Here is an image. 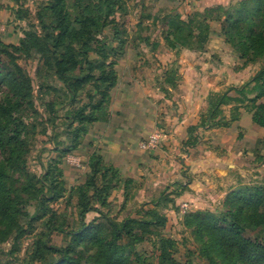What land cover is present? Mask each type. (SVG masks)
Masks as SVG:
<instances>
[{
    "label": "trees",
    "instance_id": "obj_1",
    "mask_svg": "<svg viewBox=\"0 0 264 264\" xmlns=\"http://www.w3.org/2000/svg\"><path fill=\"white\" fill-rule=\"evenodd\" d=\"M13 1L18 5V0ZM125 1L48 0L35 16L39 31L26 30L17 45L0 41V242H5L13 233L17 241L36 220L49 212L50 201L64 197L68 184L63 179L59 160L80 148L96 122L110 120L111 91L118 81L115 66L126 41L123 38L125 24L118 20L117 14L126 11ZM12 11L19 14L14 7ZM211 21L222 22L226 42L242 60L240 68L258 59L262 60L263 66L242 86L210 93L208 108L201 114L199 123L188 128L185 152L199 144L200 129L228 126L236 119L238 108L231 111L230 120L224 114L223 107L229 104L248 101L252 105L254 122L264 127V103H258L264 96V0H242L228 8L195 11L186 19L173 13L165 21L169 32L166 41L173 48L176 44L185 46L191 39L205 51L212 34ZM110 25L114 28L106 32ZM226 26L230 27V32ZM33 53L47 59L46 65L52 67L40 68L39 79L51 72L61 82L60 87L43 83L39 90L35 89L27 69L16 62L18 56L30 58ZM91 54H95V58ZM179 80L178 68L167 70L162 90L168 91L167 86L175 88ZM52 90L63 95L47 101ZM38 134L49 136L54 145L51 150L58 153L59 159L51 161L46 168L41 162L44 172L34 174L28 170L27 155ZM63 134H67V144L61 138ZM85 169L86 179L79 182L72 193L79 197L80 208L73 222L74 229L67 233L76 239L90 240L89 245L96 250L89 257L92 262L97 259L101 264H144L135 252V245L154 230H159L165 224L166 216L155 208L142 206L138 211L139 218L115 221L102 208L109 205L113 192L123 182L128 187L135 185L134 180L122 178L118 168L106 163L97 152L89 157ZM262 192L257 186L229 192L225 202V207H232L229 217L208 211L192 214L194 219L202 221V226L207 225L206 218H216L218 223L230 225L227 229L216 230L220 231L222 241H215L217 246L211 249L224 258L230 247L236 249L231 256L232 264H254L255 261L259 264L260 259L264 260L254 243L235 230V227L243 228L242 218L246 211L255 209ZM30 201L35 203L32 215L26 209ZM90 212L97 216L88 222ZM24 217L29 218L27 226L21 222ZM50 230L65 232L62 225L51 226ZM125 238H128L127 245L121 243ZM37 244L40 264H82L80 257L71 256L66 248L50 245L48 238L43 245ZM159 244L157 264H177L173 257L174 240L161 237ZM125 246L131 247L129 255L124 253ZM50 252L57 254L56 260H48Z\"/></svg>",
    "mask_w": 264,
    "mask_h": 264
},
{
    "label": "rangeland",
    "instance_id": "obj_2",
    "mask_svg": "<svg viewBox=\"0 0 264 264\" xmlns=\"http://www.w3.org/2000/svg\"><path fill=\"white\" fill-rule=\"evenodd\" d=\"M47 2L48 0H18V5H16L13 0H0V41L5 44H13L12 42L18 39V35L21 34L22 36L20 40L23 38L26 30L39 31V23L35 16L37 11L45 6ZM137 2V0H126V11L117 14L118 20L125 24L126 33L123 38H126V41L122 53L118 55L115 66L118 81L111 91L112 98L113 95H117L119 89L128 80L133 83L135 80L145 77L148 73L152 75L153 80L158 81L160 91L168 98L172 92L162 90V80L166 71L171 68H209L203 64L204 48L202 50L191 39L185 46L180 44H176L173 48L169 46L166 41L169 33L168 23L165 21L172 13L164 12L160 16L151 17L149 21L144 20V22L138 23V13L135 7ZM12 7L16 11L18 9L19 14L16 15L12 11ZM226 27L230 32V27ZM113 28L110 25L105 31L108 32ZM91 57L95 58V54H91ZM46 60L38 53H33L30 58L17 57L16 62L22 68H26L33 78L36 90H39V86L43 83L57 87L61 86V82L51 72L43 79H39L37 72L40 68H52L50 65H46ZM215 61L220 63L221 59H215ZM247 66L261 68L263 62L258 59ZM58 95L62 96L63 94L52 90L51 95H47L46 99L47 101L50 99L56 100ZM84 100L87 102L85 96ZM155 125V130L162 132L163 135L164 132H167L166 124L156 122ZM60 130H63V127ZM61 138L67 144V134H63ZM162 142L164 143V141ZM163 143L162 145H164ZM53 147L54 145L49 141L48 135H37L34 147L27 155L28 170L31 173L40 174L44 172L41 162L45 164L46 168L51 161L59 159L58 153L51 150ZM77 150L76 152L67 153L59 160L60 167L63 170V179L65 178L68 184L64 197L50 201L47 206L49 212L36 220L17 241L14 239L15 234L13 233L5 242H0V264H40L41 259L38 256L36 246L39 245L38 242L43 245L47 238L50 245L66 248L70 251L71 256L80 257L82 264H101L97 259H94V262L89 260V257L95 254L96 250L91 248L88 238L76 239L67 233L74 229L73 222L80 208L79 197L72 195V193L75 187L84 182L87 174L85 167L88 163V157L81 153L79 148ZM80 157H83L82 161ZM242 169L232 176L231 180H228L229 182L225 187L219 188L221 194L217 192L211 194L212 197L207 196L203 199L202 195L192 196L195 191L187 185H183L182 182H186L187 178L183 179L181 172H184V174L188 172V166L183 164L179 171L180 176L172 179L158 196L140 200L137 196L138 187L136 183L126 187L123 182L121 187L113 192L109 205L103 207L102 211L117 222H122L127 218H139L138 211L142 206H145L146 209L155 208L166 216V222L159 230H154L153 234L147 235L143 241L135 245V252L142 257L141 261L144 264H157L161 237L174 240L173 257L177 264H232L231 256L236 249L230 247L225 258L211 249L214 246L216 248L217 242L222 241L220 231L216 230L218 228L227 229L230 225L218 223L216 218H206L204 220L207 225L202 226V221L194 219L192 214L197 211H208L218 216L229 217V211L232 207H225L227 194L231 191H245L248 188L257 186L263 190L261 200L255 205V209L250 212L246 211L241 220L243 228L235 227V230H238L244 238L251 240L264 256V172L255 173L245 167ZM94 204L96 205V203ZM26 209L31 215L34 214V201H30ZM252 213L253 215H251ZM95 216H97L95 212L88 213L87 221H92ZM105 219L103 218V220ZM28 220L29 218L24 217L21 222L24 226H27ZM54 225H62L65 232H51L50 227ZM217 225L219 226L217 227ZM121 243L127 245L128 238L123 239ZM130 251L131 247L125 246V255H129ZM56 255V253L50 252L48 260H56ZM260 261L264 263V260L260 259ZM254 264H258L257 261Z\"/></svg>",
    "mask_w": 264,
    "mask_h": 264
},
{
    "label": "crops",
    "instance_id": "obj_3",
    "mask_svg": "<svg viewBox=\"0 0 264 264\" xmlns=\"http://www.w3.org/2000/svg\"><path fill=\"white\" fill-rule=\"evenodd\" d=\"M137 1V22L140 23L164 12L186 19L195 11L228 8L242 0ZM210 24L212 34L203 52V64L209 68H180L177 86H167L172 92L168 98L150 73L133 83L128 80L117 95H113L110 120L96 122L79 148L88 160L97 152L106 163L118 168L122 178L133 179L140 200L158 196L172 179L180 176L183 164L188 166L187 174L181 172L182 178H187L183 185L195 191L192 196L202 195L203 199L217 192L221 194L219 188L225 187L243 167L255 173L264 172V127L254 122L252 105L248 101L224 106L228 120L231 111L238 108L236 119L228 126L200 129L199 144L184 151L188 128L199 123L201 114L208 108L210 93L230 86L240 87L260 69L257 66L240 68L242 60L226 42L222 22L211 21ZM21 37L18 35L12 43L19 44ZM258 103H264V96ZM156 122L166 124L167 132L162 134L164 140L161 139L155 150L143 149L141 143L157 131Z\"/></svg>",
    "mask_w": 264,
    "mask_h": 264
},
{
    "label": "built area",
    "instance_id": "obj_4",
    "mask_svg": "<svg viewBox=\"0 0 264 264\" xmlns=\"http://www.w3.org/2000/svg\"><path fill=\"white\" fill-rule=\"evenodd\" d=\"M161 139H162V133L156 131L147 141L141 143V147L143 149L155 150L159 147Z\"/></svg>",
    "mask_w": 264,
    "mask_h": 264
}]
</instances>
